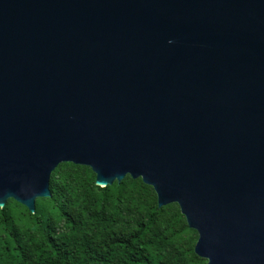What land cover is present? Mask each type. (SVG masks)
Listing matches in <instances>:
<instances>
[{"label":"water","instance_id":"obj_1","mask_svg":"<svg viewBox=\"0 0 264 264\" xmlns=\"http://www.w3.org/2000/svg\"><path fill=\"white\" fill-rule=\"evenodd\" d=\"M62 163L142 179L207 264H264V0H0V208Z\"/></svg>","mask_w":264,"mask_h":264},{"label":"trees","instance_id":"obj_2","mask_svg":"<svg viewBox=\"0 0 264 264\" xmlns=\"http://www.w3.org/2000/svg\"><path fill=\"white\" fill-rule=\"evenodd\" d=\"M50 190L35 213L0 208V264H207L179 206L159 207L142 179L100 187L91 168L62 163Z\"/></svg>","mask_w":264,"mask_h":264}]
</instances>
